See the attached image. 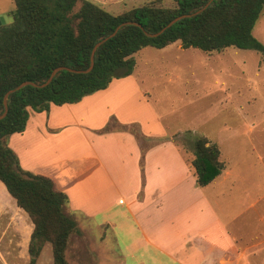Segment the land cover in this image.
Returning a JSON list of instances; mask_svg holds the SVG:
<instances>
[{"label":"crops","instance_id":"0c3cea01","mask_svg":"<svg viewBox=\"0 0 264 264\" xmlns=\"http://www.w3.org/2000/svg\"><path fill=\"white\" fill-rule=\"evenodd\" d=\"M135 68L78 102L29 109L25 130L7 138L24 170L68 196L80 232L69 264H264V193L247 197L229 165L198 186L179 147L191 142L174 138ZM0 189L6 219L27 227L19 242L28 261L33 224Z\"/></svg>","mask_w":264,"mask_h":264},{"label":"trees","instance_id":"16d2710c","mask_svg":"<svg viewBox=\"0 0 264 264\" xmlns=\"http://www.w3.org/2000/svg\"><path fill=\"white\" fill-rule=\"evenodd\" d=\"M12 1L14 21L0 26V115L10 89L26 81L44 83L54 69L65 68L45 87L27 84L8 96V112L0 119V182L33 224L29 264L37 263L47 242L53 263L69 264L70 238L80 232L68 196L50 177L24 170L7 144L8 136L25 130L29 109L43 111L51 104L78 102L107 88L114 78L132 74L135 54L149 46L161 49L180 42L182 48L208 53L232 46L264 52L254 35L264 0H213L197 14L193 13L209 0H175L170 7L146 3L119 13L92 0ZM183 15L161 34H147ZM126 22L134 23L123 25L98 47L91 71L80 72L90 66L94 46ZM188 135L196 183L206 186L226 167L220 147L203 135Z\"/></svg>","mask_w":264,"mask_h":264},{"label":"rangeland","instance_id":"374dc122","mask_svg":"<svg viewBox=\"0 0 264 264\" xmlns=\"http://www.w3.org/2000/svg\"><path fill=\"white\" fill-rule=\"evenodd\" d=\"M92 1L113 13L146 3L165 7L176 4L175 0ZM14 8L12 0H0V11L12 13ZM254 35L264 45V10ZM179 45L175 42L165 48L149 46L139 51L135 54V75L154 96L169 131L180 132L175 139L191 142V132L192 138L203 135L217 143L225 166L239 175L237 186L249 189L246 196L255 199L256 192L264 193V52L232 46L208 53ZM179 147L191 163V143L183 146L180 142ZM8 202L0 189V264H29L30 254L25 260L19 242V233H25L27 227L17 231L9 223ZM41 255L38 263L54 264L49 243Z\"/></svg>","mask_w":264,"mask_h":264},{"label":"water","instance_id":"95a60500","mask_svg":"<svg viewBox=\"0 0 264 264\" xmlns=\"http://www.w3.org/2000/svg\"><path fill=\"white\" fill-rule=\"evenodd\" d=\"M213 0H209L201 9H199L198 11H196L195 13L193 14H197L201 11H203L205 8H207L210 3L212 2ZM186 15H183V16H179V17H176L175 19L171 20L165 27H163L160 31L156 32V33H147L149 36H157L159 34H161L162 32H164L168 27L172 26L177 20H179L180 18L184 17ZM14 21V17L13 15H8V14H2L0 15V26L1 25H4V24H8V23H12ZM130 24V23H134V22H126V23H122L120 25L117 26V28L110 34L108 35L107 37L103 38L102 40H100L93 48L92 50V55H91V62H90V66L86 69V70H82L80 72H89L92 70L93 66H94V54H95V51L98 49V47H100L105 41H107L109 38L113 37L117 32L118 30L125 24ZM136 24V23H135ZM63 68L65 67H58L56 69L53 70V72L51 73L50 77L44 82V83H41V84H36V83H33V82H29V81H26V82H23L21 84H19L18 86H16L15 88L13 89H10L4 96V112L0 115V119L4 118L8 112V104H7V99H8V96L21 89L23 86L27 85V84H31V85H34V86H37V87H45L47 86L53 79V77L56 75V73L60 70H62Z\"/></svg>","mask_w":264,"mask_h":264}]
</instances>
